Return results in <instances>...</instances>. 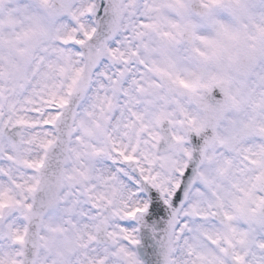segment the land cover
Returning a JSON list of instances; mask_svg holds the SVG:
<instances>
[{"label":"snow or ice","instance_id":"obj_1","mask_svg":"<svg viewBox=\"0 0 264 264\" xmlns=\"http://www.w3.org/2000/svg\"><path fill=\"white\" fill-rule=\"evenodd\" d=\"M0 264H264V0H0Z\"/></svg>","mask_w":264,"mask_h":264}]
</instances>
